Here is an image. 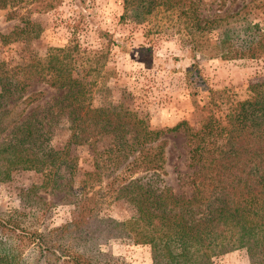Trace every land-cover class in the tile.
I'll list each match as a JSON object with an SVG mask.
<instances>
[{
    "label": "trees",
    "instance_id": "obj_1",
    "mask_svg": "<svg viewBox=\"0 0 264 264\" xmlns=\"http://www.w3.org/2000/svg\"><path fill=\"white\" fill-rule=\"evenodd\" d=\"M17 1L0 0V7ZM124 1L130 6L133 0ZM55 3L46 0L41 8ZM154 3L145 0L142 14ZM16 16L18 10L7 11V17ZM194 17V51L264 59V31L257 23L224 24L216 12ZM21 21L20 27L0 31V42L38 36L37 23ZM65 57L47 53L13 64L0 60V178L8 179L13 169H34L45 179L31 189L45 187L49 174L63 165L71 179L76 166L70 145L109 136L108 144L93 150V170L85 173L69 220L42 229L37 216L21 218L23 209L0 210V264H127L100 249V240L112 237L148 244L152 264H212L214 257L237 248L245 249L249 264H264V81L248 85L249 94L230 106L225 125L210 115L199 128L181 120L153 129L130 105L93 106L92 84L74 76L72 60ZM33 80L63 91L47 107L25 112L40 95L27 93ZM61 116L70 135L58 149L49 142L48 126ZM181 131L191 169L189 194L176 193L164 179V135ZM103 171L104 188L125 197L135 217L99 215L87 189ZM53 184L58 187V180Z\"/></svg>",
    "mask_w": 264,
    "mask_h": 264
},
{
    "label": "rangeland",
    "instance_id": "obj_2",
    "mask_svg": "<svg viewBox=\"0 0 264 264\" xmlns=\"http://www.w3.org/2000/svg\"><path fill=\"white\" fill-rule=\"evenodd\" d=\"M52 8L42 9L46 0H18L0 7V31L7 33L23 25L21 18L38 24V36L3 44L0 60L9 64L47 53L72 60V74L90 82L93 106L123 103L147 118L153 129L172 126L181 120L200 127L211 115L220 125L234 101L245 98L248 85L264 81V59H224L192 49L194 14H219L221 23H257L264 31V0H157L150 12L142 14L145 0H52ZM159 3V4H158ZM18 10L15 18L7 17ZM38 32V29H37ZM40 92L25 112L47 107L63 89L33 80L27 93ZM10 103L9 106H11ZM25 114V113H24ZM50 144L65 147L70 135L64 117L51 121ZM164 179L176 193H190L187 177L190 167L184 132L166 133ZM109 136L89 144L70 145L75 158L74 175L68 177L61 165L49 174L45 187H35L45 179L34 169H13L8 179L0 178V210L23 209L22 219L36 220L40 228H51L69 220L75 194L80 191L85 173L93 170L95 149L108 144ZM1 172V168H0ZM107 172V171H106ZM105 172V173H106ZM102 178L89 180L99 215L126 220L137 215L125 197L104 188ZM53 180L59 186L54 187ZM102 251L127 264H152L150 247L131 238L100 240ZM212 264H249L243 248L213 258Z\"/></svg>",
    "mask_w": 264,
    "mask_h": 264
}]
</instances>
